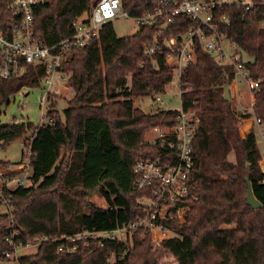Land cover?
Returning <instances> with one entry per match:
<instances>
[{"label":"trees","instance_id":"obj_1","mask_svg":"<svg viewBox=\"0 0 264 264\" xmlns=\"http://www.w3.org/2000/svg\"><path fill=\"white\" fill-rule=\"evenodd\" d=\"M11 0H1L8 9ZM97 0H47L34 8V24L47 44L73 32L72 22ZM124 9L143 11L149 0H121ZM249 10L238 5L216 12L221 33L241 47L253 79H261L254 93L253 112L241 115L224 99V87L235 69L216 61L199 42L196 60L180 74L182 106L200 117L194 141L191 192L185 222H172L173 236L155 247L150 232L137 231L132 242L109 241L104 246L80 242L73 252L58 250L63 234L82 229H114L144 215L134 187L133 164L139 157H158L163 149L151 145L146 132L177 123L179 109H150L136 99L166 92L175 67L164 52L145 54V45L160 36L154 24L142 25L119 37L112 24L87 46L74 49L62 66L74 94L62 119L58 98L51 94L48 129L62 133V147L54 139L36 136L30 122L0 126V142L9 144L36 136L32 157V184L9 191L10 210H0V256L16 243L47 237L36 253L18 258L19 264H168L169 251L178 264H264V169L257 130L241 134L243 117L264 122V0ZM227 15L229 22L219 19ZM198 25L188 15L176 17L167 32L179 34ZM161 37V36H160ZM43 69L30 66L22 76L0 81V105L23 87L41 85ZM242 117V118H241ZM36 143L38 145H36ZM234 153L235 160L230 158ZM247 162L249 165L247 166ZM6 166L8 162H3ZM249 178V179H247ZM248 180L262 207L248 204ZM96 193L106 206L92 201ZM14 232H17L15 235ZM115 255V261L108 259ZM4 257V256H3Z\"/></svg>","mask_w":264,"mask_h":264},{"label":"built area","instance_id":"obj_2","mask_svg":"<svg viewBox=\"0 0 264 264\" xmlns=\"http://www.w3.org/2000/svg\"><path fill=\"white\" fill-rule=\"evenodd\" d=\"M46 1L11 0L7 9L0 0V81L20 77L30 66L42 68L41 84L45 85V93L39 99L42 107L50 103L51 94H55V80L59 73L65 74L62 66L73 50L87 46L106 25L112 24L114 18L123 15L132 18L140 26L154 24L157 27L161 37L157 36L148 42L144 52L149 56L158 52L167 53V61L180 74L185 66L195 62L199 42L216 61L233 66L235 73L229 84V88L232 87L230 101L233 108L241 115L253 112L254 93L259 89L261 79L252 78L239 44L221 33L216 12L232 5L249 10L256 4L255 0H149L141 13L135 9H124L121 0H97L90 10L73 20L72 34L53 44L44 42L41 31L34 24V8ZM183 14L197 20L198 25L179 34L167 32L166 28L175 24L176 17ZM219 19L229 22L226 14ZM243 85L248 89L251 98L249 103H245L242 96ZM154 102L161 105L164 102L162 95H157ZM248 118L254 120L264 140V122L255 115L243 117L242 122ZM199 123L200 117L195 111L181 106L176 125L154 127L157 136L148 142L160 146L163 152L155 158L139 157L133 164L136 174L134 187L144 192L138 199L144 215L114 229L85 228L63 234L55 238L59 242L58 250L73 252L80 242L90 245L95 241L100 246L109 241L129 243L139 230L150 232L154 246H161L172 237L171 223L185 222L190 200L197 199L191 192L189 177L194 164V141ZM31 142L26 144L27 151L20 164L8 163L6 167L0 164V206H5V210L11 209L9 191L32 184ZM14 233L17 235V232ZM6 239L13 246L12 250L3 252V256L9 258L16 256L23 247L39 245L47 237L25 243H16L10 237ZM108 260L114 262L115 255Z\"/></svg>","mask_w":264,"mask_h":264},{"label":"rangeland","instance_id":"obj_3","mask_svg":"<svg viewBox=\"0 0 264 264\" xmlns=\"http://www.w3.org/2000/svg\"><path fill=\"white\" fill-rule=\"evenodd\" d=\"M112 26L119 37H124L128 35H132L136 33L140 29V25L130 17L127 16H119L114 18L112 21ZM55 94L59 96L57 109L59 110L62 119H64V109L68 107V99L71 98L74 94L73 89L68 85V75L59 73L55 80ZM45 93V85L41 84L40 86L35 87H24L19 92L10 96L9 101L0 106V126L13 124L15 121L17 122H30L37 126H40L37 137L41 142L45 139H52L54 144L62 147V152H64L65 143L61 144V134L53 131L52 129H48L47 125L49 124V102L42 107L40 103V97ZM244 94V95H243ZM243 96H248V91L244 90L242 93ZM162 98L164 102L161 105H157L154 100L150 97H146L143 99H136V105H145V109L149 111V107L152 110L157 109H180L182 106L181 92H180V72L179 70H175V74L173 80L168 84L166 92L162 94ZM247 100V99H245ZM245 103H247L245 101ZM148 105V106H147ZM147 106V107H146ZM243 124V122H242ZM241 124V126H242ZM157 136V131L154 128L149 129L146 132L147 141L155 139ZM257 138L258 144L261 148V152L264 158V144L261 138V135L257 129ZM36 140V138H35ZM34 140V141H35ZM31 143L35 146V142ZM69 143V138L68 142ZM65 144V145H66ZM36 145H38L36 143ZM27 151V146L25 143V138H17L11 141L9 144H4V142H0V164L3 167H6L3 162L20 164L25 156V152ZM230 158L235 160L234 153L230 154ZM262 168L264 169V160L261 161ZM90 199L101 206H106L105 200L94 193ZM0 210L4 211L5 206H0ZM159 247V246H155ZM38 249V245L32 247H23L19 250L18 254L15 256H11L9 258H5L0 256V264H19L18 258L20 256L26 254L36 253ZM161 258L163 261L168 264H178L176 259L172 256L169 251L163 250Z\"/></svg>","mask_w":264,"mask_h":264},{"label":"water","instance_id":"obj_4","mask_svg":"<svg viewBox=\"0 0 264 264\" xmlns=\"http://www.w3.org/2000/svg\"><path fill=\"white\" fill-rule=\"evenodd\" d=\"M224 99L227 101L231 100V92L229 89V86L226 85L224 87ZM249 165V163L247 162V166ZM249 179V178H247ZM247 200H248V204L251 205L253 208H260L262 207V203L260 200H258V198L256 197L254 190H253V186L250 180H248V192H247Z\"/></svg>","mask_w":264,"mask_h":264},{"label":"crops","instance_id":"obj_5","mask_svg":"<svg viewBox=\"0 0 264 264\" xmlns=\"http://www.w3.org/2000/svg\"><path fill=\"white\" fill-rule=\"evenodd\" d=\"M230 91L232 90V87L230 86ZM244 90H246V91H248V89H247V87L245 86V85H243L242 86V93H243V91ZM244 95V94H243ZM242 95V96H243ZM243 98H244V100L245 99H247V100H245L247 103H249L250 102V96L248 95V96H243ZM148 106V105H147ZM146 106V107H147ZM149 107V109H151V107L150 106H148ZM252 128H255L256 130L258 129V127L254 124V120L252 119V118H248V119H246L245 121H243V124H242V126H241V134L243 135V136H245L247 133H249L251 130H252ZM259 132V131H258ZM260 134V133H259ZM261 138H262V136H261ZM35 140V139H34ZM262 141H263V144H264V140H263V138H262ZM35 142V141H34ZM35 146L33 145V148H34ZM263 160H264V158H263Z\"/></svg>","mask_w":264,"mask_h":264}]
</instances>
